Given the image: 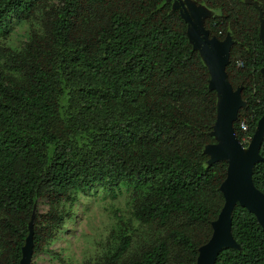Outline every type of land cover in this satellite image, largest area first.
Returning <instances> with one entry per match:
<instances>
[{"label": "trees", "instance_id": "1", "mask_svg": "<svg viewBox=\"0 0 264 264\" xmlns=\"http://www.w3.org/2000/svg\"><path fill=\"white\" fill-rule=\"evenodd\" d=\"M192 1L211 11L212 36L234 42L226 73L242 88L243 143L264 115V0ZM14 20L30 31L24 47L0 42V264H19L37 199L49 209L34 215L33 256L91 192L126 193L131 207L95 264H196L227 163L207 164L217 96L179 10L170 0H0L3 40ZM260 156L252 178L264 194V137ZM231 233L239 249L215 264H264V233L240 206Z\"/></svg>", "mask_w": 264, "mask_h": 264}, {"label": "water", "instance_id": "2", "mask_svg": "<svg viewBox=\"0 0 264 264\" xmlns=\"http://www.w3.org/2000/svg\"><path fill=\"white\" fill-rule=\"evenodd\" d=\"M171 1V0H170ZM251 3L258 8L256 3ZM173 10H179L187 23V37L193 49L198 51L210 74L209 89L216 92L217 113L210 136L214 144L207 145L204 153L209 157L208 165L226 162L227 171L220 191L224 198L223 207L211 223L212 235L209 241L198 249L196 264H215L223 249H239L231 233L232 213L237 206L246 209L257 220L264 233V194L254 185V166L262 160L260 147L264 137V115L259 119L249 144L244 147L235 134L234 123L239 111L245 107L242 88L234 89L227 80L226 67L229 64L234 44L230 35L219 40L205 28L204 22L211 12L192 0H175ZM259 10L260 34L264 45V21ZM264 82V68L261 70ZM19 264H31L33 259V219L29 233L21 250Z\"/></svg>", "mask_w": 264, "mask_h": 264}, {"label": "rangeland", "instance_id": "3", "mask_svg": "<svg viewBox=\"0 0 264 264\" xmlns=\"http://www.w3.org/2000/svg\"><path fill=\"white\" fill-rule=\"evenodd\" d=\"M10 28L5 40L0 37L1 45L13 49L24 47L30 31L28 24L14 20ZM48 209L47 199H37L33 206L32 219L35 214H44ZM130 209L126 193H118L116 198L101 192L80 196L70 208V217L66 219L62 229L33 256L31 264L101 262L109 246L112 231L118 230L120 224L128 225Z\"/></svg>", "mask_w": 264, "mask_h": 264}, {"label": "built area", "instance_id": "4", "mask_svg": "<svg viewBox=\"0 0 264 264\" xmlns=\"http://www.w3.org/2000/svg\"><path fill=\"white\" fill-rule=\"evenodd\" d=\"M240 128H241V130L244 132V131H246V126H245V124H244V122H241L240 123ZM250 140H251V137H247V138H245L244 140H243V143H241L243 146H244V144H249V142H250ZM245 147V146H244Z\"/></svg>", "mask_w": 264, "mask_h": 264}]
</instances>
